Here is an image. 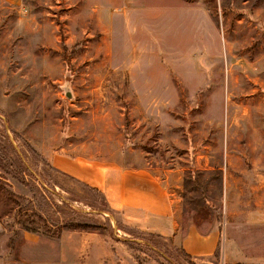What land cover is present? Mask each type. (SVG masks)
I'll list each match as a JSON object with an SVG mask.
<instances>
[{
  "label": "rangeland",
  "instance_id": "obj_1",
  "mask_svg": "<svg viewBox=\"0 0 264 264\" xmlns=\"http://www.w3.org/2000/svg\"><path fill=\"white\" fill-rule=\"evenodd\" d=\"M90 156L151 168L214 251L127 224L52 162ZM263 255L264 0H0V264Z\"/></svg>",
  "mask_w": 264,
  "mask_h": 264
},
{
  "label": "crops",
  "instance_id": "obj_2",
  "mask_svg": "<svg viewBox=\"0 0 264 264\" xmlns=\"http://www.w3.org/2000/svg\"><path fill=\"white\" fill-rule=\"evenodd\" d=\"M88 158L90 159L83 158L84 163L81 162L82 159L75 163L70 159L52 157V162L60 170L98 189L113 210L123 213V219L127 224L143 231L173 236L176 241L182 242L189 254L194 248L202 249L211 243L209 247L214 251L218 241L217 233L200 235L202 238L197 239L198 245L195 246L193 245L196 240L195 231L192 228L185 234L180 231V220L174 211L172 199L151 168L123 164L109 166L102 159L92 160V156ZM237 244L236 238L226 239L227 257L236 255ZM210 251L208 250V253ZM201 252L192 255L200 256L205 250ZM260 260L264 263V255Z\"/></svg>",
  "mask_w": 264,
  "mask_h": 264
},
{
  "label": "water",
  "instance_id": "obj_3",
  "mask_svg": "<svg viewBox=\"0 0 264 264\" xmlns=\"http://www.w3.org/2000/svg\"><path fill=\"white\" fill-rule=\"evenodd\" d=\"M66 94H67L68 97H71L72 96L71 93H70V91H67Z\"/></svg>",
  "mask_w": 264,
  "mask_h": 264
}]
</instances>
